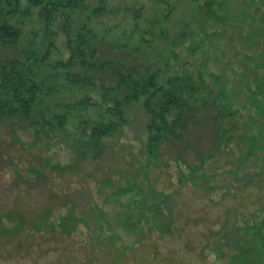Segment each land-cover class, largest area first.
<instances>
[{"label": "rangeland", "instance_id": "obj_1", "mask_svg": "<svg viewBox=\"0 0 264 264\" xmlns=\"http://www.w3.org/2000/svg\"><path fill=\"white\" fill-rule=\"evenodd\" d=\"M171 2L107 1L114 13L95 19L109 63L97 88L115 84L119 58L164 79L201 78L213 96L153 150L142 101L125 105L97 151L79 142L95 111L73 109L49 135L0 121V264H264V0ZM141 7L151 49L123 52ZM37 11L26 33L56 44L52 61L68 59L58 23L46 35ZM13 57L0 52V63ZM82 95L48 100V116ZM221 99L232 114H220Z\"/></svg>", "mask_w": 264, "mask_h": 264}, {"label": "trees", "instance_id": "obj_2", "mask_svg": "<svg viewBox=\"0 0 264 264\" xmlns=\"http://www.w3.org/2000/svg\"><path fill=\"white\" fill-rule=\"evenodd\" d=\"M107 1L99 0V6L94 7L89 0H0V52L14 55L0 63V121L27 124L34 127L36 133L49 135L56 129L65 130L68 114L73 109L87 114L95 111L100 118L97 121L90 124L87 115L81 120L90 128L89 132L83 130L85 127L81 128L79 142L97 151L102 147V139L112 136L125 123V105L142 101L149 119L146 127L150 150L166 137L178 134V129H185L196 107L213 96L212 89H208L201 78L196 80L190 74H171L164 79L150 67L142 70L135 61L118 58L114 68L115 84L107 86L103 83L97 88L95 73L109 63L101 58L103 42L95 19L114 13L108 8ZM157 1L172 5L171 0ZM34 9H38L37 15L46 35L58 23L70 51L68 59L52 61L56 44L51 40L39 43L37 33L32 37L26 33L25 19L34 15ZM147 14L146 7L133 10V25L139 29V38L127 39L119 46L121 51H150L148 40L141 33ZM75 92L83 94L81 99L67 103L64 113L48 116V100L58 105L62 102L58 99L62 98L56 96ZM94 92L100 93L99 103L94 101ZM219 103L221 115L232 114L222 99Z\"/></svg>", "mask_w": 264, "mask_h": 264}]
</instances>
